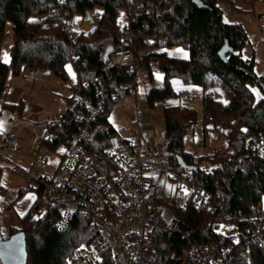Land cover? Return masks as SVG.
Segmentation results:
<instances>
[{
	"label": "trees",
	"instance_id": "16d2710c",
	"mask_svg": "<svg viewBox=\"0 0 264 264\" xmlns=\"http://www.w3.org/2000/svg\"><path fill=\"white\" fill-rule=\"evenodd\" d=\"M229 0H172L164 6L161 18H149L130 24L134 31L133 49L137 66L133 72L125 68L111 69L108 83L111 90L120 84L131 83L125 94H138V87L154 80L151 64L157 61L164 75V86L147 95L154 107L158 101L180 96L188 89H177L176 81L184 86L200 85L205 91L211 86L222 87L229 95L227 102L215 96H205L203 101L204 126L219 130L224 135L230 151L210 158L211 169H184L178 158L190 166L197 159L185 147L188 130L198 121V111L186 104H172L164 108L166 150L170 154L172 169L192 177L214 200V209L201 204L175 209V214L192 229V241L209 245L212 249L233 246L230 264H264V247L253 241L246 228L251 221H239L230 217V212L248 213L264 197V160L248 154L251 141L264 143V99H256L252 89L258 85L263 91L264 77L255 72L254 59L242 56L241 49L248 36L240 22H226L219 2ZM129 0H0V45L8 35L11 23L12 46L9 62L0 60V116L3 112L14 113L20 105L8 102V82L28 68L29 60H36L40 69H50L55 74L68 78L65 65L72 61L77 72V83L91 82L103 72L104 52L108 46L113 50L127 43L122 33L121 14L129 17ZM94 12L101 18L87 32L76 31L71 37L65 23L71 17L83 15L90 20ZM94 23V22H93ZM148 24V27H146ZM155 35L157 39L148 40ZM232 48L226 62L219 52L226 44ZM182 47L189 58L163 50ZM122 95V96H123ZM110 100L99 123L104 127L92 132L89 152L95 159L99 174L115 169L106 148L112 144L115 132L109 122ZM246 129L247 131H242ZM66 141L70 127H53ZM55 143V144H54ZM49 144L53 147L58 139ZM205 157V156H203ZM2 166L0 165V173ZM3 190L0 185V191ZM40 196L42 190L37 188ZM159 203V200H158ZM46 215L36 218L29 211L21 219V228H11L10 235L22 234L28 252L27 264H69L79 246L102 244L106 241L100 228L88 217L75 213L65 228L57 221L62 212L58 202H48ZM159 208V206L157 207ZM222 225H239L243 240L234 242ZM189 242L180 236L168 235L156 228L148 240V248L157 254L159 264H179L185 257Z\"/></svg>",
	"mask_w": 264,
	"mask_h": 264
},
{
	"label": "built area",
	"instance_id": "2783aa9c",
	"mask_svg": "<svg viewBox=\"0 0 264 264\" xmlns=\"http://www.w3.org/2000/svg\"><path fill=\"white\" fill-rule=\"evenodd\" d=\"M129 17L122 26L126 40L123 48L115 49L103 64V72L91 82H83L73 86V94L67 102L65 111L57 115L48 124V135L39 138L34 144V163L36 171L48 167V149L59 153V161L52 175H40L37 178L26 173L29 183H36L42 190L43 198L48 202H58L62 206L57 221L59 228H65L75 213L90 218L102 231L106 238L102 244L79 246L74 251L69 264H159L157 254L148 248L151 233L160 228L168 235L180 236L189 242L186 257L179 264H230L233 259V246H221L212 249L209 245L192 241V229L176 214L167 220L164 210L156 202L161 198L162 181L173 177L177 183L175 195L169 202L175 209L184 210L190 205L201 204L214 209V200L205 194L198 183L186 173H178L172 169L171 157L165 147L156 141L154 129L148 123L137 118L131 124L125 136L116 130L112 133V144L106 148L111 156L115 169L99 174L95 167V159L89 152V139L96 129L99 117L104 113L110 100L118 101L131 83L120 84L119 89L111 90L108 73L111 69L125 68L133 72L137 66L134 54V31L130 24L149 18H161L164 6L172 0H129ZM225 11L233 13L229 4ZM262 16L259 15L258 18ZM101 18V12H96ZM75 17L65 23L71 37L76 36ZM148 27V24H146ZM264 36V25H261ZM155 35L148 40H156ZM28 78L35 82L42 78L40 68L35 62H28ZM215 96V91L206 92L204 97ZM189 97H192L191 95ZM19 114V113H18ZM39 118V117H38ZM53 127H70L71 132L66 141L59 136ZM219 131V130H218ZM221 132V131H220ZM58 139V143L49 146ZM116 140V143L114 142ZM152 143V145H151ZM55 144V143H54ZM17 141L12 137L0 140V165L6 159L1 150L14 148ZM60 146L65 147L61 151ZM153 146V147H152ZM248 154L264 160V143L251 141ZM230 151L227 147L223 154ZM197 159L196 169L210 170V158L214 153L203 157L199 151H191ZM42 202L38 203L35 212ZM47 209V205H45ZM230 217L239 221H251L245 230L249 237L264 247V203L259 202L248 213L230 212ZM222 228L234 242L243 240L239 225H222ZM119 244L120 250L113 254L112 247ZM0 264H4L0 257Z\"/></svg>",
	"mask_w": 264,
	"mask_h": 264
},
{
	"label": "rangeland",
	"instance_id": "374dc122",
	"mask_svg": "<svg viewBox=\"0 0 264 264\" xmlns=\"http://www.w3.org/2000/svg\"><path fill=\"white\" fill-rule=\"evenodd\" d=\"M233 3V13L225 11V4L220 1L218 4L222 7L223 18L226 22H240L248 36V41L242 47V56L255 61V72L264 77V36L261 31V25H264V0H229ZM96 19L91 22L83 15L75 16L74 28L76 31L87 32L95 22H97L96 12L93 13ZM261 15V18L258 16ZM126 20L125 13L120 18V22ZM8 35L0 45V60L9 62L10 48L12 46L11 23L7 25ZM37 63L36 60H29ZM157 62V61H153ZM152 63V64H153ZM38 64V63H37ZM151 64V67H152ZM159 65V64H158ZM68 78L55 74L50 69H40L42 78L38 81H31L28 78L29 68L19 75L12 76L8 86L19 90L24 99L23 108L16 109L14 113L7 115L8 111L0 116V140L6 137H12L17 141V146L10 149L1 150L6 159L2 164L0 173V185L3 190L0 191V232L8 238L11 228H21L23 225L22 217L31 211L36 218H42L46 215L45 204L34 211L37 204L42 202V196L37 191L36 183L27 181L26 173L31 171V175L37 178L40 175H52L57 162L59 153L48 149V167L44 170L36 171L34 163V144L44 136L48 135V124L57 115L62 114L67 106V98L73 94V86L76 85L78 77L72 61L65 65ZM70 68V71H69ZM153 68H156L154 64ZM160 69V68H159ZM153 70V69H152ZM188 92H182L180 96H173L162 101H158L154 107H151L147 100L145 85L138 87V94H125L118 101L112 102L109 111V122L114 129L125 136L122 130L127 132L131 129V124L137 118L148 123L154 129V135L157 143L162 147L166 145V132L164 123V108L172 104H186L194 107L198 113L197 123L188 130L185 138V147L189 151L197 150L202 156H208L214 153H224L227 149V142L224 135L214 129L204 126L203 122V88L200 85H190ZM210 91L215 90L218 98L227 102L229 95L220 86L209 87ZM256 99L263 96V91L258 85H254ZM193 92L192 97L189 93ZM259 93V96L257 95ZM19 113V114H18ZM13 116V118L11 117ZM39 117V118H38ZM106 123H99L98 128L104 127ZM97 128V127H96ZM101 129V128H100ZM152 145V143H151ZM110 147V146H108ZM153 147V146H152ZM61 151H65L64 146H60ZM176 181L173 177H166L162 181L161 198L156 202L157 206L167 207L164 210V216L167 220L172 218L175 208L169 202V199L176 193ZM264 203V197L262 199ZM220 230H223L221 227ZM120 250L119 244L112 247L113 254Z\"/></svg>",
	"mask_w": 264,
	"mask_h": 264
},
{
	"label": "water",
	"instance_id": "95a60500",
	"mask_svg": "<svg viewBox=\"0 0 264 264\" xmlns=\"http://www.w3.org/2000/svg\"><path fill=\"white\" fill-rule=\"evenodd\" d=\"M90 21L94 22L93 17L90 16ZM112 46H108L104 52V62L108 59L109 55L112 53ZM232 51V48L229 47V44H226L222 47L219 52V56L223 61L226 62L227 54ZM13 118V116H12ZM116 143V140H114ZM179 163L182 168L195 170V166L187 165L182 158H178ZM0 257L4 264H27L28 261V252L26 249V243L22 234H14L10 238H5L0 232Z\"/></svg>",
	"mask_w": 264,
	"mask_h": 264
},
{
	"label": "crops",
	"instance_id": "0c3cea01",
	"mask_svg": "<svg viewBox=\"0 0 264 264\" xmlns=\"http://www.w3.org/2000/svg\"><path fill=\"white\" fill-rule=\"evenodd\" d=\"M163 51L166 52V53H170V54L180 55L183 58H189V52L187 50L183 49L182 47H178V46H176V47H170V48L164 49ZM154 64L156 65V68L155 69L153 68ZM152 69H153V72H154V80L152 82H146V83H144L147 95L153 89L162 88L164 86V75H163V73L159 69L158 62H154L152 64ZM174 85H175V87L177 89H185V88L189 89L188 88L189 86H184V85H182L178 81H176L174 83ZM213 91H215V90H213ZM206 92H211V91H210L209 88H207L205 91H203V93L205 94ZM189 95H193V92L189 93ZM7 99H8V102L9 103L15 104V105H20L21 108H23V106L25 104L24 103V99L22 98L20 91L17 90V89H15L14 87H10L9 88ZM67 100H69V98H67ZM6 114L9 115V113H6ZM262 203H263V201H262Z\"/></svg>",
	"mask_w": 264,
	"mask_h": 264
},
{
	"label": "snow or ice",
	"instance_id": "6c2138e0",
	"mask_svg": "<svg viewBox=\"0 0 264 264\" xmlns=\"http://www.w3.org/2000/svg\"><path fill=\"white\" fill-rule=\"evenodd\" d=\"M62 2H63V0H62ZM121 15H123V14H121ZM69 71H70V68H69ZM159 78V77H158ZM253 91H256L255 89H253ZM257 95L259 96V93H257ZM261 99H264V97H261ZM242 131H247L246 129H244V130H242Z\"/></svg>",
	"mask_w": 264,
	"mask_h": 264
}]
</instances>
